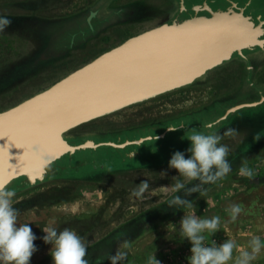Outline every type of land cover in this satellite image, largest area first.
<instances>
[{"label": "rangeland", "instance_id": "obj_1", "mask_svg": "<svg viewBox=\"0 0 264 264\" xmlns=\"http://www.w3.org/2000/svg\"><path fill=\"white\" fill-rule=\"evenodd\" d=\"M125 2L127 0H115L113 9ZM100 5L99 0H0V18H8L12 22L10 27L0 31V112L52 86L98 54L119 44L66 43L65 36L73 37L72 30L59 34L62 38L52 42L53 35L67 28L58 27L56 22L81 13L85 19L88 9L96 12ZM163 7L162 0H134L125 16L152 25L164 16ZM141 29L143 27L138 24L127 25L114 28L106 35L112 36L115 30L112 37L115 38L119 32V39H124ZM252 62L256 67L263 65L261 71L253 73L255 85L244 84L247 87L245 91L232 96L229 90L224 91L233 83L231 76H227L225 81L215 82L214 79L207 83L203 74L189 86L162 93L67 130L64 137L82 135L83 139H88L94 135L93 144L147 139L121 149L100 145L96 151L91 150L94 146L77 149L79 142L75 141L72 143L76 147L73 152L62 155L49 165L53 177L34 185H17L22 177L14 181L8 189L16 194L13 206L19 213L18 223L30 224L38 237L34 242L38 251L31 257L30 264H53L49 254L51 245L41 239L45 235L42 229L49 226L58 231L68 228L81 236L87 246L85 259L88 264H111L109 256L117 251L127 253L120 264H149L153 254L161 264H188L191 244L179 232L182 217L192 212L201 218L220 217L219 231L214 235L205 233L207 246H212L213 241L220 244L234 240L239 245L234 251L236 256L250 250L248 241L253 236H259L264 242V102L230 114L231 128L237 132L221 140L230 150L228 160L232 165V171L225 178L205 184L203 188L206 191L202 193L185 197L191 183L197 182L190 183L178 177L186 186L178 193L174 191L176 179L173 178L178 173L169 168L171 156L176 151L184 152L185 158L191 155L186 152L190 147L187 136L175 141L183 131H168V128L176 126L172 122L174 119L187 113H199L202 109H217L215 117L223 116L235 105L256 102L264 97V55L254 56ZM221 93L226 96L221 97ZM220 97L226 99L222 108L215 105ZM203 115V121L207 122L210 117ZM199 131L206 133L207 128L202 127ZM163 132L167 133L162 135ZM135 151L151 154L149 157L141 156L142 159L132 158L126 165L128 168L119 169L117 166L118 170L111 172V177H87L96 169L110 168L111 157ZM245 161L253 172L251 178L239 174V168ZM92 165L95 166L92 168ZM142 180L149 183V189L143 198L133 197L132 190ZM175 195L188 199L193 208L169 207L167 202ZM232 203L243 207L235 222H230L225 211ZM252 264H264V250Z\"/></svg>", "mask_w": 264, "mask_h": 264}, {"label": "water", "instance_id": "obj_2", "mask_svg": "<svg viewBox=\"0 0 264 264\" xmlns=\"http://www.w3.org/2000/svg\"><path fill=\"white\" fill-rule=\"evenodd\" d=\"M235 24L252 27L245 17L229 12L163 23L129 37L52 86L1 111L0 128L7 130L12 124L31 121L37 135L26 149L16 138L0 137V183L9 188L20 177L29 183L43 179L51 163L76 149L63 136L67 130L188 85L234 52L264 43L257 35L238 31ZM263 102L261 97L235 105L219 121ZM128 143L109 144L124 147ZM92 146L90 141L77 149Z\"/></svg>", "mask_w": 264, "mask_h": 264}, {"label": "clouds", "instance_id": "obj_3", "mask_svg": "<svg viewBox=\"0 0 264 264\" xmlns=\"http://www.w3.org/2000/svg\"><path fill=\"white\" fill-rule=\"evenodd\" d=\"M11 20L0 18V31L11 26ZM210 127V126H205ZM185 129L184 125L168 128V131H178ZM236 129H226L222 134L208 131L200 132L192 128L187 139L190 147L186 150L191 155L185 158V153L176 151L171 156L169 168L175 169L178 173L173 177L176 179L174 191L180 192L185 189V184L181 179L191 183V187L184 194L185 197L192 193H202L206 191L203 186L209 183H216L222 180L232 171L231 162L228 160L229 148L221 143L225 136H233ZM159 137L156 136V140ZM166 175V173H163ZM239 174L243 177L251 178L253 172L247 167V163L242 162ZM179 177V178H178ZM150 185L146 180H142L132 190L131 195L136 198H143ZM15 192L8 189L4 183H0V264H30L31 257L38 251L36 244L37 236L34 234L30 224L18 223V210L13 206ZM169 207L193 208L192 202L179 195H175L167 202ZM225 211L230 217V222H235L243 211L239 204H230ZM221 220L219 216L212 218H201L192 212L182 217L180 221V235L186 238L190 244L191 255L188 264H252L258 255L264 250V242L259 236H253L248 241V249L234 256V251L239 245L234 240H226L217 244L212 242V246L205 245V233L214 235L219 231ZM45 235L41 238L45 244L51 245L50 256L53 264H88L85 259L87 246L84 239L74 230L64 228L58 231L55 227L49 226L42 229ZM126 247V245H125ZM127 253L117 251L109 256L111 264H120L125 260ZM149 264H161L153 254L149 259Z\"/></svg>", "mask_w": 264, "mask_h": 264}, {"label": "flooded vegetation", "instance_id": "obj_4", "mask_svg": "<svg viewBox=\"0 0 264 264\" xmlns=\"http://www.w3.org/2000/svg\"><path fill=\"white\" fill-rule=\"evenodd\" d=\"M114 1L115 0H101V1L99 0V2H101L100 10L94 12L91 11V9H88L89 13L85 19L83 18V15L81 13L79 15L71 16V18L69 19L56 22V25L58 27L67 26V28L63 29L59 33H56L55 36L53 35L52 42H55L56 41L55 39H61L62 37L61 35L59 36V34L69 30L73 31L72 32L73 37L65 36L66 43H68L69 41H70L69 43L74 41H80V43H85V44L93 43V42L94 43L111 42V43L121 44L129 37L137 35L138 33H135L133 35L127 36L124 39H119L121 37V34H119L118 32L117 33L118 35L115 36V38H113L112 36L115 30L113 31L112 36L106 35V34H110L111 30L117 27L122 28L127 25L133 26L135 24L138 25L142 24L141 22H138L137 19L136 21V20H132V18H128L125 16V13L129 10V5L134 0H127V2L123 4V6L117 7L116 9H113ZM163 1L165 4V7H163L164 20L160 24L178 23L196 17H210L220 12L236 13L245 17L246 20L249 22V24H251L252 29L256 28L258 30V33L256 34L253 33L252 35H257V38L259 40H264V0H247L248 3H245L244 5L242 3H239V0H162V2ZM40 22H44V21H40ZM125 32L126 31L124 30L123 34ZM74 33L78 35H74ZM252 35L251 37H253ZM52 42L47 44L48 45L47 49L51 47L50 44H52ZM100 54H98V56ZM256 55H264V43L261 45L256 44L253 46H248L246 48L234 52L229 59L223 61L221 64L213 67L212 69L206 71V73L203 75V77L206 76L204 81L207 83L212 82L214 79H216L215 82L217 80L225 81L227 79V76H231L233 83L229 84L228 88H224V91L229 90L231 96L235 93L242 92L243 90L245 91V88L247 87L244 86V84H247L248 86L249 84L255 85L254 81L256 80H254L253 73L257 70L258 72L262 70L263 65L261 66V68L259 66L256 67L252 62V58H254V56ZM257 81H258V77H257ZM222 93L220 94V96L224 98L226 95H222ZM221 97H220L221 100L215 101V105H217L219 108L223 107L224 105L223 102H225L223 100H226ZM203 114H205V116L210 117V119H208L207 122L203 121L202 119L204 117ZM215 115H217V109L215 111L211 109H202V111L199 113L196 112L187 113V115H182L180 118L174 119V121L172 122L175 123L176 126L173 127H179L180 125H184L185 128V129H181L183 132L179 136L177 135L175 137L176 139L175 141L181 139L182 137L187 136L188 132L192 128H195L197 131H199L203 127V128H207V131L218 132V133H223L226 129L231 128L232 120H228L230 115L227 116L224 120H220V121L219 118L222 116L219 115L215 117ZM206 125L210 127H205ZM166 133L163 132L162 135H165ZM64 138L71 146H73L72 145L73 142L75 141L79 142V145H77V147H79L85 142H90V141L92 142L94 135L89 137L88 139H83L82 135H72ZM140 139L142 140L141 142H143L144 140L147 139V137ZM135 141L137 140H126L123 143L129 142L128 144H130ZM109 143L112 142L108 141V142L94 143L95 145L91 150L96 151L100 145H110ZM123 143H117V144H123ZM115 148L121 149L124 147H115ZM150 154L151 153L149 152L139 153L138 151H135L130 154L124 153L121 156L115 155L110 158V162H109L110 168L96 169L92 173H90V175H88L87 177L97 178L100 175H103V177H107L109 176V173L118 170L116 168L117 166L119 167V169L128 168V166L126 165L130 162L132 158L134 157L141 158V156L149 157ZM103 159L107 160L106 158ZM94 166L95 165H92V168ZM134 166L136 165L134 164ZM48 168L49 166L46 168V172L43 176V179L36 180L33 183H29L26 177H22V180L16 182V184L18 185L19 183H23V184L34 185L39 181H44L47 177L50 176L53 177V175H51L52 172L51 169Z\"/></svg>", "mask_w": 264, "mask_h": 264}, {"label": "snow or ice", "instance_id": "obj_5", "mask_svg": "<svg viewBox=\"0 0 264 264\" xmlns=\"http://www.w3.org/2000/svg\"><path fill=\"white\" fill-rule=\"evenodd\" d=\"M37 131L31 121L21 122L19 124H12L7 130L0 128V137H13L17 139L20 147L30 148L31 139L35 138ZM31 155V152L28 153Z\"/></svg>", "mask_w": 264, "mask_h": 264}, {"label": "crops", "instance_id": "obj_6", "mask_svg": "<svg viewBox=\"0 0 264 264\" xmlns=\"http://www.w3.org/2000/svg\"><path fill=\"white\" fill-rule=\"evenodd\" d=\"M239 3H242L243 5L245 4V3H248V1L247 0H239ZM164 19H163V17L161 18V19H159L155 24H152V25H150V24H147V23H144V24H140L141 25V27H143V29H141L139 32H137L138 34L139 33H141V32H143V31H146V30H148V29H151V28H154V27H156V26H158V25H161L160 23L163 21ZM139 25V26H140ZM112 176V173H109V176H107V177H104V178H108V177H111ZM116 175L114 174V177H115Z\"/></svg>", "mask_w": 264, "mask_h": 264}, {"label": "bare ground", "instance_id": "obj_7", "mask_svg": "<svg viewBox=\"0 0 264 264\" xmlns=\"http://www.w3.org/2000/svg\"><path fill=\"white\" fill-rule=\"evenodd\" d=\"M238 24H240V23H238ZM235 26H236V29L238 30V31H240V32H245V31H247V33L246 34H248L250 37H251V35L254 33V34H256V33H258V30L257 29H252L251 27H249L248 29H245V28H241V27H239V25H237V24H235ZM245 34V33H244Z\"/></svg>", "mask_w": 264, "mask_h": 264}]
</instances>
